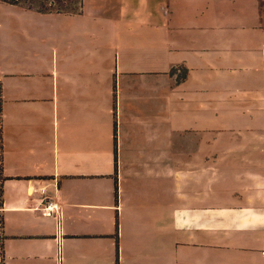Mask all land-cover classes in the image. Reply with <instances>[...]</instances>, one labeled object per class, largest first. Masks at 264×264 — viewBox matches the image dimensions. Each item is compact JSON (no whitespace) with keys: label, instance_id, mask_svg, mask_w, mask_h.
Returning a JSON list of instances; mask_svg holds the SVG:
<instances>
[{"label":"crops","instance_id":"crops-1","mask_svg":"<svg viewBox=\"0 0 264 264\" xmlns=\"http://www.w3.org/2000/svg\"><path fill=\"white\" fill-rule=\"evenodd\" d=\"M82 16L0 3V264H264V44L227 79Z\"/></svg>","mask_w":264,"mask_h":264},{"label":"rangeland","instance_id":"rangeland-1","mask_svg":"<svg viewBox=\"0 0 264 264\" xmlns=\"http://www.w3.org/2000/svg\"><path fill=\"white\" fill-rule=\"evenodd\" d=\"M260 3L262 7L258 0H83L76 14L82 18L51 17L49 24L67 29L92 25L106 31L130 60L150 58L164 69L185 61L196 73L230 79L255 72L245 71L239 60L264 44V0Z\"/></svg>","mask_w":264,"mask_h":264},{"label":"trees","instance_id":"trees-1","mask_svg":"<svg viewBox=\"0 0 264 264\" xmlns=\"http://www.w3.org/2000/svg\"><path fill=\"white\" fill-rule=\"evenodd\" d=\"M0 3L39 14L76 15L83 8V0H0Z\"/></svg>","mask_w":264,"mask_h":264},{"label":"built area","instance_id":"built-area-1","mask_svg":"<svg viewBox=\"0 0 264 264\" xmlns=\"http://www.w3.org/2000/svg\"><path fill=\"white\" fill-rule=\"evenodd\" d=\"M42 192L44 193V191H42ZM49 205H50L49 208H51V210H53L55 208L52 203H50Z\"/></svg>","mask_w":264,"mask_h":264}]
</instances>
